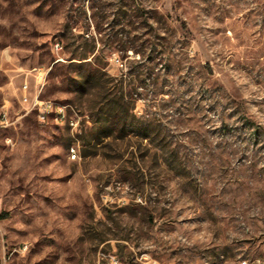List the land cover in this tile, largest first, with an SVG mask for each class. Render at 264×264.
I'll return each mask as SVG.
<instances>
[{"label":"rangeland","instance_id":"1","mask_svg":"<svg viewBox=\"0 0 264 264\" xmlns=\"http://www.w3.org/2000/svg\"><path fill=\"white\" fill-rule=\"evenodd\" d=\"M5 102L0 264H264V0H0Z\"/></svg>","mask_w":264,"mask_h":264},{"label":"built area","instance_id":"2","mask_svg":"<svg viewBox=\"0 0 264 264\" xmlns=\"http://www.w3.org/2000/svg\"><path fill=\"white\" fill-rule=\"evenodd\" d=\"M56 49H60V45L56 44ZM49 71L42 67L33 68L29 71L35 78V92L32 93L31 86L29 84L28 76L22 83L20 87V103L27 107V113H34L38 121L41 123H48L50 121L55 122L56 124L62 125L64 122H73V130L77 131L79 129V120L77 116L72 115L71 112L67 111L66 117H59V113L52 112V105H59L62 109V104L45 100L41 98L42 91L47 82ZM15 124V121L12 118V109L11 106L5 102L0 105V132L5 131L11 128ZM78 159V153L76 148L72 149V160L75 161ZM234 264H247L246 261L238 262Z\"/></svg>","mask_w":264,"mask_h":264},{"label":"bare ground","instance_id":"3","mask_svg":"<svg viewBox=\"0 0 264 264\" xmlns=\"http://www.w3.org/2000/svg\"><path fill=\"white\" fill-rule=\"evenodd\" d=\"M52 112L59 113V117H66L67 116V106L62 105V109H60L59 105H52ZM64 123L68 124L73 129V122H64ZM72 149H74V147H72L69 151V158L71 160H72Z\"/></svg>","mask_w":264,"mask_h":264}]
</instances>
